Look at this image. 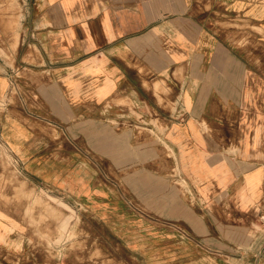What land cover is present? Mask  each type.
Segmentation results:
<instances>
[{
  "label": "crops",
  "instance_id": "0c3cea01",
  "mask_svg": "<svg viewBox=\"0 0 264 264\" xmlns=\"http://www.w3.org/2000/svg\"><path fill=\"white\" fill-rule=\"evenodd\" d=\"M4 13L0 141L20 174L109 207L93 156L183 228V261L211 264L242 229L250 251L226 252L264 264V0H20L16 31ZM10 218L0 264L27 251Z\"/></svg>",
  "mask_w": 264,
  "mask_h": 264
},
{
  "label": "rangeland",
  "instance_id": "374dc122",
  "mask_svg": "<svg viewBox=\"0 0 264 264\" xmlns=\"http://www.w3.org/2000/svg\"><path fill=\"white\" fill-rule=\"evenodd\" d=\"M2 6L3 16L10 18L8 28L16 31L20 0H4ZM235 24L238 29L244 25L247 29L252 27V32L253 29L260 31L254 23ZM2 104L0 101V111ZM89 160L93 188L116 193L115 197H110L109 207L105 206L109 200L105 198L107 195L104 198L84 196L81 189L76 188L74 197L66 198L50 183H42L33 175L25 178L0 141V207L10 212L12 240L27 241V251L21 256H14V252L12 264L36 258L40 260V256L47 258V264L195 263L183 261L184 254L178 252L177 239L184 232L178 223L169 221L163 214L148 213L146 197L137 196L142 191L126 188L124 175L115 174L102 160L93 156ZM232 231L230 238L237 243L236 246L220 245L219 248L225 251H213L211 264H249L232 259L233 249L240 256L250 251L244 245L248 240L244 231ZM225 234L223 231L224 237ZM227 248L231 252H226ZM13 249L17 251L20 248L16 245ZM190 253L194 255L193 250ZM206 258L210 260L208 256Z\"/></svg>",
  "mask_w": 264,
  "mask_h": 264
}]
</instances>
